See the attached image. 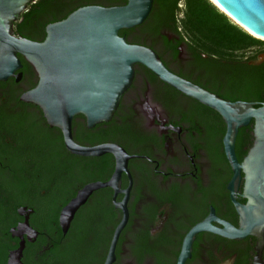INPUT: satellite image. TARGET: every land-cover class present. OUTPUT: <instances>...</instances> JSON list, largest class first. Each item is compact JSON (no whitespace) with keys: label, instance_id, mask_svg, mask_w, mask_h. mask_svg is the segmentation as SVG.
Instances as JSON below:
<instances>
[{"label":"flooded vegetation","instance_id":"obj_1","mask_svg":"<svg viewBox=\"0 0 264 264\" xmlns=\"http://www.w3.org/2000/svg\"><path fill=\"white\" fill-rule=\"evenodd\" d=\"M72 1L81 5L80 8L119 7L111 6L104 0ZM175 5L181 12L185 9L184 0H177ZM181 18L178 15L176 20H164L153 32L134 28L126 40L133 41L132 45L151 49L172 74L225 102L259 106L260 94L254 85L255 78H252V86L247 84L251 80L250 67L262 64L254 65L261 56L258 51L251 49L230 58L204 53L198 46L197 38L183 32ZM134 69L132 85L123 95L112 120L107 123L111 126H103L105 130L111 127L118 133V143L105 144L119 145L135 157L128 163L132 180L127 203L129 220L119 236L112 264H179L181 256L185 257L183 264H255L258 239L251 236L234 240L201 231L184 247L190 231L210 215L215 220L209 221V228L222 230L221 223L239 227V214L227 188L232 172L220 133L225 125L216 112L162 83L144 67L135 66ZM19 73L21 77L18 81L10 79L0 83V171L5 172L14 171L10 159L18 157L26 158L23 168H34L29 157L35 151H43L37 148V140H42V136L45 140L46 132L48 144L62 136L58 129L49 127L46 120H6L11 116L31 115L37 108L20 100L36 87V73L29 64L22 65ZM79 125L90 131L85 120L76 117L72 123L73 135ZM252 145L253 135L252 142L247 140L239 151L235 144L239 163ZM65 152L68 153L66 149ZM79 158L76 191L60 209L59 215L87 185L107 183L114 174L113 157L112 171L108 176L100 175L98 162L86 163L85 159L91 158ZM64 163V159L60 161V168L65 166ZM86 167L97 171L96 175L86 176ZM44 170L47 172L46 186L56 187L57 178L48 181L47 164ZM121 182V189L126 190L129 181L125 175ZM243 184L242 178L236 192V202L242 206L246 204L242 198ZM46 193L47 190L41 191L42 196ZM122 198V195H116L114 188L92 193L76 212L70 228L76 220L78 229L69 238H64L58 249L62 252L60 257L54 253L55 246L48 243L49 236L37 230L43 217H48L46 197L33 201L31 206L27 204L33 199L16 206L15 202L6 198L1 209L5 212L8 229L0 230V264H8L10 256L19 250L22 241L21 264H104L121 219L116 204ZM25 222L35 236L18 231V227ZM68 232L63 236H67ZM75 237L76 244L71 246V238Z\"/></svg>","mask_w":264,"mask_h":264},{"label":"water","instance_id":"obj_2","mask_svg":"<svg viewBox=\"0 0 264 264\" xmlns=\"http://www.w3.org/2000/svg\"><path fill=\"white\" fill-rule=\"evenodd\" d=\"M36 1L0 0V83L20 79L22 65L19 56L22 57L33 68L38 83L21 97V102L40 109L47 125L61 132L64 147L70 155L81 158L111 155L115 160V171L110 181L87 185L61 210L59 226L62 234L68 232L76 212L92 193L114 188L116 195L123 196L116 204L121 219L104 264L114 262L116 244L129 220L127 203L132 180L128 163L135 157L116 144L94 147L77 144L73 138L72 123L78 116L84 118L89 130L109 123L123 95L132 85L135 66H142L162 83L216 112L225 125L222 145L232 172L227 188L239 214V227L221 223L222 230L209 228V221L215 220L210 215L190 231L184 247L201 231L234 240L251 236L258 239L255 264H264V104L256 107L244 102H225L172 74L151 49L129 44L125 37H120V31L140 27L147 20L154 0H123L126 4L119 7L79 8L66 19L46 26L42 42L17 37L14 33V25L20 21L28 6ZM208 1L249 35L264 42V0ZM263 60L264 55L259 56L254 65L261 64ZM251 122L253 145L239 163L235 154L236 139L239 130L247 128ZM123 175L129 181L126 190L121 189ZM242 178V198L246 200L243 206L236 202ZM18 231L29 236L36 235H32L27 222L20 225ZM23 247L22 241L19 250L10 256L8 264H21ZM184 259L181 256L179 264H183Z\"/></svg>","mask_w":264,"mask_h":264},{"label":"trees","instance_id":"obj_3","mask_svg":"<svg viewBox=\"0 0 264 264\" xmlns=\"http://www.w3.org/2000/svg\"><path fill=\"white\" fill-rule=\"evenodd\" d=\"M104 1L109 2L111 6L126 4L122 0ZM176 1L154 0L149 17L139 28L153 32L160 25V22L167 19L176 20L177 16L181 15L180 22L183 32L186 35L196 37L199 41V44H197L204 53L212 54L219 58H230L236 53H245L248 50L255 49L259 55H264V42L252 37L234 24L210 1L184 0L185 9L182 12L176 7ZM80 7L81 5H75L72 0H38L28 6L27 11L21 16L20 21L14 25V33L17 37H23L34 42H42L46 36V26L66 19ZM131 32L132 30H123L119 32V36L128 39ZM132 42L128 43L132 44ZM19 59L22 65L27 66V63L22 57L19 56ZM250 77L251 80L247 84L252 86V78H255L256 82L254 85L259 89V100L261 102L259 106H261L264 104V60L260 66L250 67ZM77 118L84 120L82 116ZM6 120H44V118L41 111L34 108L31 115L11 116L7 117ZM103 126L105 124L97 126L94 130L90 131H86L80 126L77 133L73 135L74 141L81 146L90 147L105 143H116L118 133L111 130V127L105 130ZM107 126H111V124H107ZM252 131V122L247 128L239 130L236 139V148L238 151L247 140L251 139L252 142ZM220 133L224 136V127ZM44 137L45 140L42 136V140H37L36 142L38 144L37 148L39 150L43 149V151H35L34 155L29 157L32 160L34 168H23L22 165L26 158L21 159L18 157L10 159V164L14 167L13 172L0 171V198H2V202L0 201V230L4 231L8 229L5 212L1 209V205H3L6 198L15 202L16 206L22 203H28L29 200L31 201L33 199L27 204L31 206L34 203L33 201L37 202L38 200H43V197H46L45 200H48V217H43L37 226V230L49 236L50 241L48 243L55 246L56 250L54 249V253L60 257L62 252L58 249L64 238H69L78 229L75 220L67 236H63L58 224V215L60 209L76 191L74 188L79 179L77 168L80 158L65 152L62 136L57 141L50 142V144H48V132L45 133ZM63 159L65 166L60 168V161ZM85 161L86 163L98 162L101 176L104 174L108 176L110 171H112L113 159L111 155H104L96 159H85ZM46 164L48 166V181L56 178L58 180L54 188H48L46 186L45 174L47 172L44 170V165ZM90 166L93 165L90 164ZM96 172L87 169V167L85 168L86 176L96 175ZM43 190H47L45 196L41 195V191ZM76 238H71V246L76 244Z\"/></svg>","mask_w":264,"mask_h":264}]
</instances>
